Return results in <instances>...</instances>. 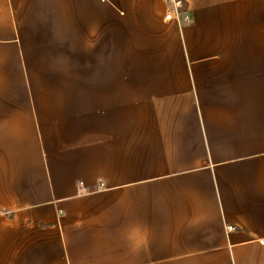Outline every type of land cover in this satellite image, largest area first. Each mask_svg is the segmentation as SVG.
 I'll list each match as a JSON object with an SVG mask.
<instances>
[{"label": "crops", "instance_id": "0c3cea01", "mask_svg": "<svg viewBox=\"0 0 264 264\" xmlns=\"http://www.w3.org/2000/svg\"><path fill=\"white\" fill-rule=\"evenodd\" d=\"M183 9L0 0V264H264V0Z\"/></svg>", "mask_w": 264, "mask_h": 264}, {"label": "built area", "instance_id": "2783aa9c", "mask_svg": "<svg viewBox=\"0 0 264 264\" xmlns=\"http://www.w3.org/2000/svg\"><path fill=\"white\" fill-rule=\"evenodd\" d=\"M168 4V10L165 13V20L172 21L176 20L178 22H188L191 17L187 10L183 9V0H165ZM85 191L84 188H82ZM3 213L0 210V214ZM234 226H229L230 230H233ZM264 243V239L260 240Z\"/></svg>", "mask_w": 264, "mask_h": 264}]
</instances>
